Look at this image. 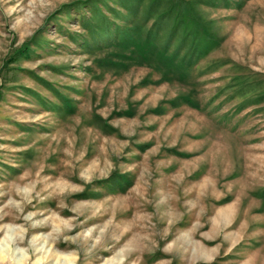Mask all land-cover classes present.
I'll use <instances>...</instances> for the list:
<instances>
[{"label":"rangeland","instance_id":"obj_1","mask_svg":"<svg viewBox=\"0 0 264 264\" xmlns=\"http://www.w3.org/2000/svg\"><path fill=\"white\" fill-rule=\"evenodd\" d=\"M62 256L264 264V0H0V264Z\"/></svg>","mask_w":264,"mask_h":264},{"label":"bare ground","instance_id":"obj_2","mask_svg":"<svg viewBox=\"0 0 264 264\" xmlns=\"http://www.w3.org/2000/svg\"><path fill=\"white\" fill-rule=\"evenodd\" d=\"M5 219H7V218H5ZM135 238H136V235H135ZM59 262H60L59 264H63V263L64 264H70L71 259L69 257H67V256H62V257H59Z\"/></svg>","mask_w":264,"mask_h":264}]
</instances>
